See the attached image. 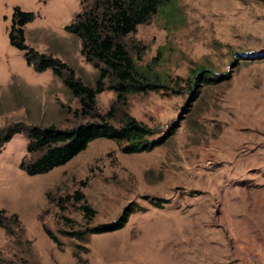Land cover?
Returning a JSON list of instances; mask_svg holds the SVG:
<instances>
[{"label": "rangeland", "instance_id": "1", "mask_svg": "<svg viewBox=\"0 0 264 264\" xmlns=\"http://www.w3.org/2000/svg\"><path fill=\"white\" fill-rule=\"evenodd\" d=\"M16 3L34 12L24 24L28 44L66 61L84 82L96 74L64 28L80 0H0V125L85 119L51 68L35 70L8 41ZM128 41L138 65L164 84L129 92L120 108L162 141L124 151L125 141L99 136L29 174L18 165L27 135L14 132L0 146V207L18 213L23 231L0 226V264H264V0H166ZM200 68L217 80L190 97L188 78ZM114 95L96 93L98 110ZM76 187L95 212L89 219L80 202L67 203L62 213L73 227L111 220L130 201L140 208L119 228L76 238L59 230L71 227L46 197Z\"/></svg>", "mask_w": 264, "mask_h": 264}, {"label": "trees", "instance_id": "2", "mask_svg": "<svg viewBox=\"0 0 264 264\" xmlns=\"http://www.w3.org/2000/svg\"><path fill=\"white\" fill-rule=\"evenodd\" d=\"M165 3L166 0H80V8L64 24V28L79 37L80 53L96 70L93 83L84 82L75 74L74 68L58 56L28 44L25 41L24 24L34 17V12L17 3L12 6L7 29L8 41L22 50L25 62L35 70L50 67L78 100V105L72 109L73 114L85 118L69 126H59L53 122L27 123L21 119L1 124L0 146L14 132L24 131L27 135L26 152L18 164L20 168L29 174L47 171L69 160L85 148L90 140L99 136L125 141L121 145L124 151L149 149L162 141L161 136L149 138L153 129L120 107L126 102L129 92L155 89L164 84L161 76L148 66L138 65L130 50L133 43L128 41V36L139 23L147 21ZM188 79L190 97L197 96L202 83L217 80L204 68L195 70ZM104 88L112 89L115 95L108 108L99 111L95 96ZM173 130L174 126L167 132ZM46 197L61 211L59 215L62 222L71 227L59 230L80 239L84 238L86 232H102L123 226L129 214L140 208L130 201L115 218L81 228L73 227L69 223L72 218L62 213L67 203L78 201L85 216L89 219L93 216L95 208L86 201L80 188L57 194L48 190ZM0 226L10 233L23 231L18 213L7 211L4 207H0ZM43 228L56 243L60 242L52 229L45 224Z\"/></svg>", "mask_w": 264, "mask_h": 264}]
</instances>
